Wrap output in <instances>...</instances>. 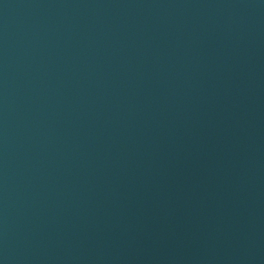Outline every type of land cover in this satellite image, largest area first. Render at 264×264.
I'll return each instance as SVG.
<instances>
[{
  "label": "water",
  "instance_id": "1",
  "mask_svg": "<svg viewBox=\"0 0 264 264\" xmlns=\"http://www.w3.org/2000/svg\"><path fill=\"white\" fill-rule=\"evenodd\" d=\"M0 264H264V0H0Z\"/></svg>",
  "mask_w": 264,
  "mask_h": 264
}]
</instances>
